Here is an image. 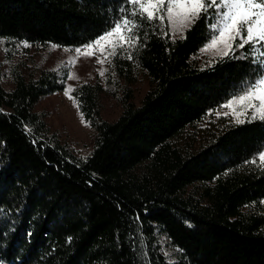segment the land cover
<instances>
[{
	"label": "trees",
	"instance_id": "1",
	"mask_svg": "<svg viewBox=\"0 0 264 264\" xmlns=\"http://www.w3.org/2000/svg\"><path fill=\"white\" fill-rule=\"evenodd\" d=\"M132 10L128 0H0V41L82 48ZM211 22L201 14L180 36L144 22L135 48H117L109 66L126 81L140 68L151 85L135 104L124 82L113 120L99 83L72 88L94 133L83 157L34 110L68 88L57 70L0 83V264H264V168L251 162L264 120L226 121L197 147L179 142L264 70L248 46L200 65Z\"/></svg>",
	"mask_w": 264,
	"mask_h": 264
},
{
	"label": "rangeland",
	"instance_id": "2",
	"mask_svg": "<svg viewBox=\"0 0 264 264\" xmlns=\"http://www.w3.org/2000/svg\"><path fill=\"white\" fill-rule=\"evenodd\" d=\"M170 31L172 32L171 27ZM181 34L176 33L174 36ZM8 42L9 46L5 45V40L0 41L2 74L0 83L2 87L12 88V73L16 70L34 77L42 69L57 70L68 88H74L81 82L99 83L102 87L100 110L103 118L107 120L115 119L121 111L117 95L121 94L120 89L124 82L130 87L132 101L135 104L140 102L151 85L148 75L140 68H135L130 81H126L109 66L111 56L105 59L103 64L99 63L98 60L104 58L106 53L111 51L110 48H106L104 53L97 52L94 48L92 56L77 57L75 49L78 48H68L53 43H28L13 40ZM25 43L29 46L25 47ZM214 51L215 49L200 51L194 57L200 65L209 64L216 57L213 54ZM72 61L74 64L71 63ZM104 70L106 71L101 76L100 71ZM69 76L72 78L69 79ZM70 95L72 98H69L65 90L45 96L35 105L34 110L44 116L50 132L56 133L59 140L67 144L76 156L83 157L92 149L94 133L84 120L77 101L71 93ZM222 106L216 109L212 116L206 117L195 126H190L188 131L180 136L179 142L183 145L191 144L190 146L197 147L207 140L211 132L217 131L226 121H235L231 110ZM225 113L229 115L226 116ZM257 163L260 164V161L257 160ZM250 209L253 210L254 207L251 205ZM160 241L165 254L172 260L176 259L178 248L172 246L165 235L160 236Z\"/></svg>",
	"mask_w": 264,
	"mask_h": 264
},
{
	"label": "snow or ice",
	"instance_id": "3",
	"mask_svg": "<svg viewBox=\"0 0 264 264\" xmlns=\"http://www.w3.org/2000/svg\"><path fill=\"white\" fill-rule=\"evenodd\" d=\"M128 3L133 10L114 22L110 30L100 35L93 44L75 49L77 57L92 56L94 48L101 53L110 48L111 51L98 60L103 64L109 56L117 54V48L127 50L136 47L139 42L136 33L144 22L157 23L161 29L166 27L167 22L175 35L183 33L204 14L206 19L211 17L212 35L210 43L202 51L215 49V56L224 58L231 55L235 58L237 51L248 46L253 62L264 68V0H128ZM124 11L122 8L121 12ZM164 34L167 35V32ZM24 46L29 45L25 43ZM127 58L132 59L130 52ZM71 63L74 64V61ZM105 71H100V75L103 76ZM72 91L71 87L66 89L69 98H72ZM222 107L231 110L236 123L264 120V70ZM257 159L259 166L264 168V150L251 162L256 163Z\"/></svg>",
	"mask_w": 264,
	"mask_h": 264
}]
</instances>
